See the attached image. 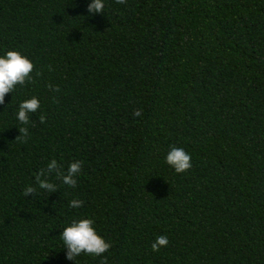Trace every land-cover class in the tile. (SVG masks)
<instances>
[{"label": "trees", "instance_id": "trees-1", "mask_svg": "<svg viewBox=\"0 0 264 264\" xmlns=\"http://www.w3.org/2000/svg\"><path fill=\"white\" fill-rule=\"evenodd\" d=\"M88 3L0 0V55L34 65L0 104V264H75L59 236L81 218L110 246L76 264H264V0Z\"/></svg>", "mask_w": 264, "mask_h": 264}, {"label": "clouds", "instance_id": "clouds-1", "mask_svg": "<svg viewBox=\"0 0 264 264\" xmlns=\"http://www.w3.org/2000/svg\"><path fill=\"white\" fill-rule=\"evenodd\" d=\"M88 11L91 13H102L104 7V0H89ZM34 65L32 61L24 56L22 53L9 50L0 55V104L4 103V97L8 93H12L17 84H24L26 81H31L30 75L33 71ZM40 108V101L33 96L29 99L19 102L15 109L16 120L20 124H27L29 121V113H35ZM134 115L139 116V111L134 112ZM39 119L43 122L44 117ZM26 129H19V132L26 134ZM165 163L176 173H183L192 167L191 155L183 148L171 146L164 156ZM81 161H73L68 164L66 173L60 178L64 184L75 186L76 174L80 171ZM57 168V161L51 160L47 164L49 172ZM38 187L49 192H54L55 185L46 179H40L37 176ZM33 187L29 186L25 189L26 194L33 193ZM82 204L80 200H70L69 207L77 208ZM60 239L66 250V258L75 262V257L82 253L90 254L92 256H101L108 248L109 243L106 242L101 235H99L94 227V221L88 218L73 219L71 223L64 227L60 233ZM168 244V238L164 235L157 236L151 244L153 251H158L161 247Z\"/></svg>", "mask_w": 264, "mask_h": 264}]
</instances>
